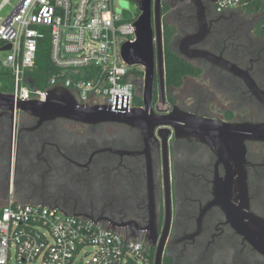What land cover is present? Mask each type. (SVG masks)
<instances>
[{
	"label": "flooded vegetation",
	"instance_id": "obj_1",
	"mask_svg": "<svg viewBox=\"0 0 264 264\" xmlns=\"http://www.w3.org/2000/svg\"><path fill=\"white\" fill-rule=\"evenodd\" d=\"M159 2L162 33L164 23L172 26L171 50L196 72L178 86L165 78L160 84L156 72L147 109L142 68L133 82V107L144 112L136 125L0 109V204L14 199L89 220L143 243L153 257L161 246V264H264V242L251 243L229 220L245 213L264 220V142L244 145L246 207L223 155L159 124L181 112L228 123L264 120V105L246 81L264 91V9ZM203 29V40L185 50ZM201 50L213 56H193Z\"/></svg>",
	"mask_w": 264,
	"mask_h": 264
},
{
	"label": "built area",
	"instance_id": "obj_2",
	"mask_svg": "<svg viewBox=\"0 0 264 264\" xmlns=\"http://www.w3.org/2000/svg\"><path fill=\"white\" fill-rule=\"evenodd\" d=\"M13 1L0 0V13L11 6L0 15V70L11 75L15 100L43 101L61 85L77 105L133 107V82L143 71L120 51L136 40L137 13L125 19L117 0ZM242 5L219 0L218 9ZM39 51L47 53L48 68L37 83L31 73ZM0 264H152V258L143 243L89 220L9 199L0 206Z\"/></svg>",
	"mask_w": 264,
	"mask_h": 264
},
{
	"label": "water",
	"instance_id": "obj_3",
	"mask_svg": "<svg viewBox=\"0 0 264 264\" xmlns=\"http://www.w3.org/2000/svg\"><path fill=\"white\" fill-rule=\"evenodd\" d=\"M137 4V17L135 20L136 40L127 41L121 46L120 54L127 65H140L144 70L145 87V105L147 109L151 106L147 102L146 95L151 90L154 76L157 72L160 84H163L165 78L164 70V45L162 36V19L160 14L159 0H135ZM132 12L124 9L123 17L130 18ZM199 36L193 35V38L184 43L185 50L196 42L203 40L206 36V30H200ZM11 44L4 45L1 49L8 50ZM196 53V56H213L205 50ZM181 54V52L176 53ZM191 56V55H189ZM226 68L233 71H240L234 64L225 62ZM31 82V79H29ZM247 84L251 86L257 99L264 105V91L259 89L257 84L246 75ZM0 109L9 112L21 111L32 114L42 115L44 118L66 117L74 121L86 123H95L97 121H106L112 119H121L136 125V119L143 115L141 109L131 107L126 110L111 111L110 108L97 105H77L72 94L63 86L49 89L48 95L43 101L29 99L26 101L15 100L11 93L0 92ZM48 114V115H46ZM42 118V119H44ZM159 124L173 125L178 137L201 140L209 143L215 150L223 155L231 163L232 173L229 177L237 176V182L241 191V203L247 207V193L245 187V142L257 140L264 142V120L258 122H223L205 119L200 116H194L186 112L179 113L173 120L164 119ZM229 197V196H228ZM227 204L232 206L229 201ZM40 205V204H38ZM42 206V205H41ZM233 207V206H232ZM236 208H234L235 210ZM232 211V209H230ZM245 217L246 221L243 220ZM234 228L251 243L264 242V220L251 213H245L243 216L231 214L229 217ZM161 246L154 255L153 264H161Z\"/></svg>",
	"mask_w": 264,
	"mask_h": 264
},
{
	"label": "trees",
	"instance_id": "obj_4",
	"mask_svg": "<svg viewBox=\"0 0 264 264\" xmlns=\"http://www.w3.org/2000/svg\"><path fill=\"white\" fill-rule=\"evenodd\" d=\"M244 10L248 11H263L264 9V0H243L242 5ZM262 27L259 28L261 35L264 37V17L261 20ZM173 28L172 26L164 23L163 25V43H164V70H165V79L168 84L173 86L180 85L182 77L185 74L195 73L196 71L186 62H184L180 56H178L175 52H173L170 48V42L173 37ZM37 59V69H35L31 74L32 78L35 82H38V79L43 81L47 75L45 73H40V70L44 68H48V56L47 53L43 51L38 52ZM48 72V70H47ZM49 74V73H48ZM41 77V79H40ZM7 81L8 85L3 86L2 82ZM12 78L11 75L8 74L4 70H0V88L3 91L9 92L12 87ZM150 258H152V264L154 262L153 256L150 254Z\"/></svg>",
	"mask_w": 264,
	"mask_h": 264
},
{
	"label": "rangeland",
	"instance_id": "obj_5",
	"mask_svg": "<svg viewBox=\"0 0 264 264\" xmlns=\"http://www.w3.org/2000/svg\"><path fill=\"white\" fill-rule=\"evenodd\" d=\"M117 3L119 4L118 6L120 8H125V9L128 8L131 12H133L135 14L137 13V4L133 0H117ZM10 9H11V6L7 5V7H5L2 10V12L0 13V15L1 16H5ZM133 68H137L139 70H142V68H141L140 65H134ZM2 85L3 86L8 85V82L7 81H3L2 82ZM0 206H1V204H0Z\"/></svg>",
	"mask_w": 264,
	"mask_h": 264
}]
</instances>
